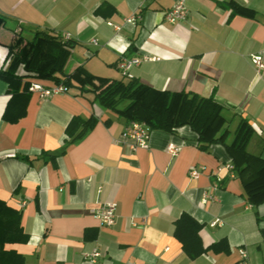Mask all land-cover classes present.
<instances>
[{"label": "crops", "instance_id": "crops-1", "mask_svg": "<svg viewBox=\"0 0 264 264\" xmlns=\"http://www.w3.org/2000/svg\"><path fill=\"white\" fill-rule=\"evenodd\" d=\"M178 1L0 0V70L19 38L32 41L39 32L68 34L75 43L67 75L84 66L119 79V59L140 58L134 79L214 97L226 119L221 141L230 144L244 119L255 131L247 150L264 160V73L256 76L251 63L252 55H264V0H184L186 20L170 24L164 14ZM138 14L141 20L127 22ZM18 74L23 82L58 85L22 66ZM11 98L0 79V200L21 212L29 235L27 244L6 249L24 255L26 264H264V203H249L244 190L258 159L239 174L229 168L233 158L223 143L202 150L189 126L153 130L148 146L133 151L122 138L127 121L76 85L47 98L31 93L15 123L3 119ZM75 117L96 123L71 142L66 129ZM169 146L179 153L171 155ZM193 167L204 168L195 179ZM207 192L213 200L203 202ZM105 202L117 204L111 227L91 211ZM183 214L202 225L207 252L196 259L174 235ZM222 240L229 253L209 250ZM94 248L102 256L87 260Z\"/></svg>", "mask_w": 264, "mask_h": 264}, {"label": "trees", "instance_id": "trees-1", "mask_svg": "<svg viewBox=\"0 0 264 264\" xmlns=\"http://www.w3.org/2000/svg\"><path fill=\"white\" fill-rule=\"evenodd\" d=\"M4 21L0 16V27ZM74 44L73 41H64L61 36L46 32L37 33L28 42L19 38L16 47L9 51L8 67L0 70V79L7 83L12 95L3 116L4 121L15 123L26 113L31 82H23L24 77L18 74L22 66L26 72L33 73L39 79L52 80L68 88L76 85L80 91L92 92L94 100L101 107L118 113L127 123L145 122L152 130L169 132L189 126L197 134L198 145L202 150L208 149L212 144L223 143L218 133L226 124L224 108L214 97H202L185 91H161L123 75L119 79L97 76L84 66L77 67L72 74L67 75L65 67ZM36 59L39 61L34 65ZM95 123V119L73 118L66 129L71 142L81 139ZM254 135V129L248 121L242 119L233 141L223 144L233 158V169L239 174L252 160L260 161L253 179L244 184L249 203L258 206L264 203V160L247 150ZM58 155L51 154V158L54 160ZM21 218L19 210L0 200V264H26L24 255L16 250L6 249L8 244H27L29 241V235L21 225ZM201 228L202 225L187 214H183L176 222L174 235L191 259L207 252L199 237ZM209 250L229 253L230 247L226 240H222L213 244Z\"/></svg>", "mask_w": 264, "mask_h": 264}, {"label": "built area", "instance_id": "built-area-1", "mask_svg": "<svg viewBox=\"0 0 264 264\" xmlns=\"http://www.w3.org/2000/svg\"><path fill=\"white\" fill-rule=\"evenodd\" d=\"M188 15V10L185 5L184 0H179L169 11L164 14V19L166 22L170 24H177L184 20H186ZM141 20L140 14L131 17L127 20V22ZM109 26H112L111 22H108ZM118 29H120L118 27ZM64 41H69L70 36L68 34H64L62 36ZM93 44H97L96 40L92 41ZM140 58H129L126 56H122L118 63L117 67L121 74L128 79H133L132 70L137 67L141 63ZM251 63L255 69L256 76H260L264 73V55L263 52L258 54H254L251 56ZM29 92L32 94H38L41 98H47L56 94H64L68 92V87L64 84H58L53 87H45L39 83H30ZM153 130L145 123V122H129L122 133L123 140L130 142V149L136 151L140 148H146L148 146L151 132ZM168 152L176 156L179 153V148L174 146H169L167 148ZM230 169H233V166H229ZM204 169L203 167L197 168L193 167L189 171V175L191 178H198L200 175V171ZM209 200H213V197L209 192L205 193L203 196V202H207ZM92 213L96 216V218L100 221L101 224L111 227L115 224L117 219V204L115 202H105L99 203L93 209H91ZM219 220L214 221L211 226L217 225ZM243 259H247V253L244 250L239 251ZM85 258L90 261H95L97 258L102 256L99 248H94L92 252L84 254Z\"/></svg>", "mask_w": 264, "mask_h": 264}, {"label": "rangeland", "instance_id": "rangeland-1", "mask_svg": "<svg viewBox=\"0 0 264 264\" xmlns=\"http://www.w3.org/2000/svg\"><path fill=\"white\" fill-rule=\"evenodd\" d=\"M125 104H126V102H125V103H123V104L121 105V107H123Z\"/></svg>", "mask_w": 264, "mask_h": 264}]
</instances>
